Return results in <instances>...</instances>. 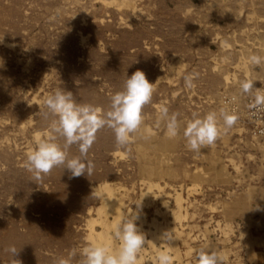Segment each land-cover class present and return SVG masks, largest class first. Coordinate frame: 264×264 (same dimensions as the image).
Segmentation results:
<instances>
[{
  "label": "rangeland",
  "instance_id": "374dc122",
  "mask_svg": "<svg viewBox=\"0 0 264 264\" xmlns=\"http://www.w3.org/2000/svg\"><path fill=\"white\" fill-rule=\"evenodd\" d=\"M137 70L159 81L129 143L105 126L88 152L92 175L71 178L58 166L35 180L24 162L35 136L51 134L45 98L64 89L106 112ZM188 73L197 74L192 88ZM257 89L264 93V0H0V264H10L11 245L17 264H56L69 253L80 264L89 242L115 250L114 226L140 203L137 264H156L157 251L195 264L201 248L225 264H264V143L248 116ZM161 107L177 114L174 138ZM211 111L216 142L189 150L186 121ZM222 111L237 116L231 128ZM67 152L80 155L78 145Z\"/></svg>",
  "mask_w": 264,
  "mask_h": 264
},
{
  "label": "clouds",
  "instance_id": "9594fccd",
  "mask_svg": "<svg viewBox=\"0 0 264 264\" xmlns=\"http://www.w3.org/2000/svg\"><path fill=\"white\" fill-rule=\"evenodd\" d=\"M248 59L252 64L259 65L262 58L251 55ZM195 75L197 74L184 75L186 88L194 86ZM155 84L147 79L142 70L135 71L127 77L123 89L110 97V106L106 112L91 104L77 103L71 91L55 90L44 100L48 112L41 111L46 119L49 115L54 117L49 124L51 134L35 136L34 147L26 152L25 168L35 180L49 174L58 166H64V169L71 173V178L84 174L92 175L94 162L87 156L97 131L106 126L114 132L118 145H127L130 136L142 125V110L151 101ZM240 88L244 93H250L253 84L244 80L241 81ZM254 109L264 111V93L260 89L256 90L254 96ZM219 115L227 128H231L237 121V116L228 111H222ZM159 118L166 122L165 134L169 138L176 137L179 131L177 114L169 115L167 107H161ZM219 131L218 115L215 111L203 116L193 112L191 118L186 121L183 136L189 150L199 152L202 147L211 146L216 142ZM58 137L63 138V145L57 143ZM72 145H78L79 156L69 157L67 150ZM98 192V187L93 190V194ZM135 205L137 208L114 226L113 236L119 241L118 247L111 250L107 244L89 242L81 250L80 264H137L138 253L145 243V236L137 225L142 203ZM169 233L170 231L163 233L161 239L164 243L172 241ZM5 251L12 257L10 264H17L16 257L19 251L15 245L9 246ZM72 255L73 253H69L67 258H59L56 264H70ZM156 264H172V258L166 251H161L157 254ZM195 264H225V257L214 249L201 248L196 254Z\"/></svg>",
  "mask_w": 264,
  "mask_h": 264
},
{
  "label": "built area",
  "instance_id": "2783aa9c",
  "mask_svg": "<svg viewBox=\"0 0 264 264\" xmlns=\"http://www.w3.org/2000/svg\"><path fill=\"white\" fill-rule=\"evenodd\" d=\"M234 97L227 98L225 104L227 107L232 108V111H235L234 107ZM248 116L252 119V134L253 137L260 140L264 143V111H257L254 109V102L250 104V113Z\"/></svg>",
  "mask_w": 264,
  "mask_h": 264
},
{
  "label": "bare ground",
  "instance_id": "6f19581e",
  "mask_svg": "<svg viewBox=\"0 0 264 264\" xmlns=\"http://www.w3.org/2000/svg\"><path fill=\"white\" fill-rule=\"evenodd\" d=\"M153 242V241H152ZM157 252H159L160 253V251H157Z\"/></svg>",
  "mask_w": 264,
  "mask_h": 264
}]
</instances>
